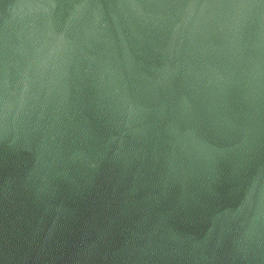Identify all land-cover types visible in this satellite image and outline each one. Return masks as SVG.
<instances>
[{
    "label": "water",
    "instance_id": "1",
    "mask_svg": "<svg viewBox=\"0 0 264 264\" xmlns=\"http://www.w3.org/2000/svg\"><path fill=\"white\" fill-rule=\"evenodd\" d=\"M0 264H264V0H0Z\"/></svg>",
    "mask_w": 264,
    "mask_h": 264
}]
</instances>
